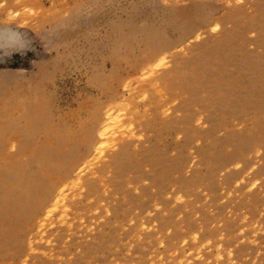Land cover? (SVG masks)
Returning a JSON list of instances; mask_svg holds the SVG:
<instances>
[{
	"label": "rangeland",
	"instance_id": "rangeland-1",
	"mask_svg": "<svg viewBox=\"0 0 264 264\" xmlns=\"http://www.w3.org/2000/svg\"><path fill=\"white\" fill-rule=\"evenodd\" d=\"M0 29L31 39L0 60V264H264V0H0Z\"/></svg>",
	"mask_w": 264,
	"mask_h": 264
},
{
	"label": "bare ground",
	"instance_id": "bare-ground-1",
	"mask_svg": "<svg viewBox=\"0 0 264 264\" xmlns=\"http://www.w3.org/2000/svg\"><path fill=\"white\" fill-rule=\"evenodd\" d=\"M182 63V62H181ZM183 64V63H182ZM185 64V63H184ZM182 67V66H181ZM188 67H189V65H188ZM182 69V68H181ZM179 71V70H178ZM177 72V71H176ZM175 72V73H176ZM179 72H181V71H179ZM171 73V72H170ZM197 73V72H196ZM178 75H179V73H178ZM183 75H185V74H183ZM192 75V74H191ZM190 75V76H191ZM200 75V74H199ZM165 76H166V73H165ZM172 76V75H171ZM170 76V77H171ZM179 76H181V74L179 75ZM169 77V78H170ZM181 77H183V76H181ZM188 78V77H187ZM198 78V77H197ZM180 79H183L184 80V78H180ZM173 80V79H172ZM196 80V79H195ZM185 81V80H184ZM183 81V82H184ZM193 81V80H192ZM191 82V81H190ZM182 83V82H181ZM185 83V82H184ZM193 83V82H192ZM182 85H183V83H182ZM184 86V85H183ZM181 87V86H180ZM185 87V86H184ZM214 89V88H213ZM212 89V90H213ZM215 91V90H214ZM194 93V92H193ZM197 93H199V92H197ZM118 122V116L114 113V112H108L107 113V121L102 125V127H101V129H100V131L98 132L99 134V138H101V139H103L110 131H111V129L113 128V126L114 125H116V123ZM102 145V142H100L99 141V143H96V145H94V147L93 148H96V149H98L100 146ZM128 148V150H129V147H127L126 146V149ZM95 149V150H96ZM126 149H124V151L126 150ZM128 150H127V152H128ZM126 152V153H127ZM130 152V151H129ZM128 152V153H129ZM125 153V152H124ZM121 156V155H120ZM122 157H124V156H122ZM117 158H119V157H117ZM121 158V157H120ZM117 161V160H116ZM76 166H78V165H76ZM70 167H72V166H70ZM74 167V166H73ZM83 167V166H82ZM67 169V168H66ZM65 169V170H66ZM84 170V169H83ZM64 171V170H63ZM67 171V170H66ZM76 171H79V173L82 171V168H81V166H79V169H78V167H77V170ZM63 173V172H62ZM66 173H68V172H66ZM65 173V174H66ZM69 173H70V171H69ZM75 174V173H74ZM60 175H62L61 173H60ZM59 175V176H60ZM68 175V174H67ZM71 175V174H70ZM69 175V176H70ZM73 175V174H72ZM77 175V174H76ZM74 177H76L75 175H73ZM73 176H70V178L69 177H67V176H65L62 180V182H66V184H68V182H70V179H71V177H73ZM54 179V178H53ZM75 179V178H74ZM131 179V178H130ZM52 181V180H51ZM55 181V180H54ZM73 181V180H72ZM77 181V180H76ZM79 181V180H78ZM81 181V180H80ZM51 183V182H50ZM77 183V182H76ZM66 184H65V186H66ZM71 184V183H70ZM69 184V185H70ZM73 185V184H72ZM47 186H49V185H46V187L45 188H47ZM60 186V185H59ZM58 186V187H59ZM75 186V185H74ZM65 188L66 187H60L59 189H57V190H54V192L53 193H51V194H49L48 196H47V198L40 204V207H39V210L37 211L38 212V215H41L42 216V214L43 215H48V214H50L56 207H58V204H59V202H60V200H61V198H62V195H63V192H64V190H65ZM45 189H43V191H44ZM46 191V190H45ZM40 193H43V192H40ZM47 193V192H46ZM36 217H38V216H36ZM39 218V217H38ZM36 219V218H35ZM36 221V220H35ZM24 222V221H23ZM37 222H38V220H37ZM36 222V223H37ZM6 223V222H5ZM9 223V222H8ZM11 223V222H10ZM14 226V225H13ZM2 227V226H1ZM3 229V228H2ZM6 233V232H5ZM8 239V238H7ZM9 241V240H8ZM11 243V242H10ZM7 248H9L8 246H7ZM0 252H2V251H0Z\"/></svg>",
	"mask_w": 264,
	"mask_h": 264
},
{
	"label": "clouds",
	"instance_id": "clouds-1",
	"mask_svg": "<svg viewBox=\"0 0 264 264\" xmlns=\"http://www.w3.org/2000/svg\"><path fill=\"white\" fill-rule=\"evenodd\" d=\"M0 37H11L10 39H0V60L15 52L24 54L31 47V39L28 34L18 29H0Z\"/></svg>",
	"mask_w": 264,
	"mask_h": 264
}]
</instances>
